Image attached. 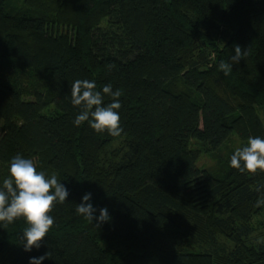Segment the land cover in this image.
<instances>
[{
    "label": "trees",
    "instance_id": "16d2710c",
    "mask_svg": "<svg viewBox=\"0 0 264 264\" xmlns=\"http://www.w3.org/2000/svg\"><path fill=\"white\" fill-rule=\"evenodd\" d=\"M16 2L0 0V184L19 154L69 196L39 249L25 251L23 217L0 225V264H264L252 222L264 172L219 154L233 136L264 138V0ZM237 45L246 55L225 76ZM77 79L105 105V85L121 92V136L74 125ZM89 192L108 221L77 214Z\"/></svg>",
    "mask_w": 264,
    "mask_h": 264
},
{
    "label": "clouds",
    "instance_id": "9594fccd",
    "mask_svg": "<svg viewBox=\"0 0 264 264\" xmlns=\"http://www.w3.org/2000/svg\"><path fill=\"white\" fill-rule=\"evenodd\" d=\"M245 55L246 52L237 45L231 63L221 61L219 69L225 76L229 75L233 63H239ZM102 91L112 98V102L105 105L104 96L96 90L95 81L77 79L71 83V103L80 109L73 123L80 126L87 121L97 133L107 132L112 137H119L124 131L118 112L122 106L119 100L121 92L118 89L113 91L111 84L105 85ZM230 165L241 173L255 175L264 172V138L250 136L246 146L235 149ZM9 172L10 178L0 184V225L7 228L23 217L29 225L21 237L24 249H39L54 225V217L50 213L57 203L64 204L67 201L69 191L55 174L46 176L44 171L37 170L32 159L19 154L11 158ZM91 197L90 192L82 197L83 202L76 207L77 214L91 221H108L110 215L106 207L100 209L99 217H95L96 209L89 202ZM261 204H264V200L257 201L256 206ZM257 243H264V240H258ZM50 256L51 253H46L38 258L31 257L30 264H42Z\"/></svg>",
    "mask_w": 264,
    "mask_h": 264
},
{
    "label": "rangeland",
    "instance_id": "374dc122",
    "mask_svg": "<svg viewBox=\"0 0 264 264\" xmlns=\"http://www.w3.org/2000/svg\"><path fill=\"white\" fill-rule=\"evenodd\" d=\"M26 1L27 0H17L16 4L18 6H23V4L26 3ZM1 72L4 78H6V76H8L9 79L14 78L16 85L20 86V88L26 89L31 82V78L28 75V73H24V72L11 73V71H1ZM262 117L264 119V113L262 114ZM246 145L247 142H242L238 138L233 136L231 140L219 151V154L221 155V158L227 157V155H229L230 153H234L237 147H243ZM216 158H217L216 155L203 154L199 160V166L202 168H215V166L217 165ZM4 176L9 177V173H4ZM252 219H253L252 220L253 226L257 228L254 237L258 238L260 237V232L262 231L260 227L264 228V212L256 214Z\"/></svg>",
    "mask_w": 264,
    "mask_h": 264
}]
</instances>
